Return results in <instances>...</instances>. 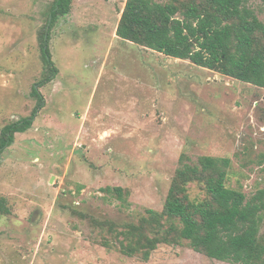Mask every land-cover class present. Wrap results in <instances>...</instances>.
I'll use <instances>...</instances> for the list:
<instances>
[{
	"label": "rangeland",
	"instance_id": "obj_1",
	"mask_svg": "<svg viewBox=\"0 0 264 264\" xmlns=\"http://www.w3.org/2000/svg\"><path fill=\"white\" fill-rule=\"evenodd\" d=\"M53 1L0 0V133L32 115L34 87L44 98L0 158L10 208L0 264H231L187 240L159 245L149 260L131 257L98 224L161 211L183 155L229 157L228 186L248 197L263 188L264 88L122 39L127 0H73L51 29V75L41 36ZM248 5L264 19L261 0ZM190 192L202 195L197 185Z\"/></svg>",
	"mask_w": 264,
	"mask_h": 264
},
{
	"label": "trees",
	"instance_id": "obj_2",
	"mask_svg": "<svg viewBox=\"0 0 264 264\" xmlns=\"http://www.w3.org/2000/svg\"><path fill=\"white\" fill-rule=\"evenodd\" d=\"M264 8V0H261ZM249 0H127L117 35L167 56L264 88V19L248 5ZM73 0H54L42 33V58L51 75L58 72L49 47L51 29L71 12ZM50 24V26H49ZM49 26V28H48ZM47 36V37H46ZM46 80H51L48 76ZM30 117L3 127L0 158L17 133L26 132L35 113L44 105L42 94ZM232 160L204 155L191 163L184 155L173 175L161 211L147 209L138 222L106 227L119 241L120 250L149 260L161 244L178 245L185 240L198 253L231 264H264V187L251 197L241 188L228 186ZM197 185L201 196L192 197ZM120 200L129 191L107 187ZM10 213L0 197V220ZM110 246L109 242H105Z\"/></svg>",
	"mask_w": 264,
	"mask_h": 264
},
{
	"label": "water",
	"instance_id": "obj_3",
	"mask_svg": "<svg viewBox=\"0 0 264 264\" xmlns=\"http://www.w3.org/2000/svg\"><path fill=\"white\" fill-rule=\"evenodd\" d=\"M49 26H50V24H49ZM49 26H48V28H49ZM47 37V36H46Z\"/></svg>",
	"mask_w": 264,
	"mask_h": 264
}]
</instances>
